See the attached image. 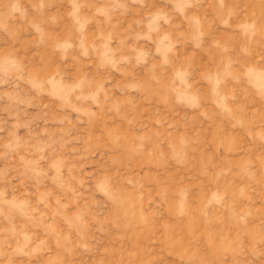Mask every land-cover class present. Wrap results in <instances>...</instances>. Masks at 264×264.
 <instances>
[{"label":"rangeland","instance_id":"1","mask_svg":"<svg viewBox=\"0 0 264 264\" xmlns=\"http://www.w3.org/2000/svg\"><path fill=\"white\" fill-rule=\"evenodd\" d=\"M0 264H264V0H0Z\"/></svg>","mask_w":264,"mask_h":264}]
</instances>
